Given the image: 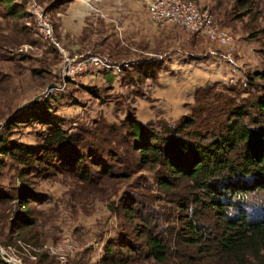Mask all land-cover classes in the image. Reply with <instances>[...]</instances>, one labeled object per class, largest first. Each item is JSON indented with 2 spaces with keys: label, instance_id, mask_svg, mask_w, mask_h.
<instances>
[{
  "label": "trees",
  "instance_id": "trees-1",
  "mask_svg": "<svg viewBox=\"0 0 264 264\" xmlns=\"http://www.w3.org/2000/svg\"><path fill=\"white\" fill-rule=\"evenodd\" d=\"M16 6L8 12L29 15ZM141 65L138 71L147 77L150 64ZM244 76L239 91L216 83L196 87L195 106L174 122L140 121L126 111L119 123L106 122L103 133L97 125L67 131L51 117L46 99L34 100L6 122L44 124L41 142L34 147L0 136V154L19 165L18 177L47 176L59 165L86 192L108 185L115 193V184L124 181L119 206L108 207L120 211L130 227L104 241L100 264H264V199L262 206L246 198L251 191L264 197V83L256 82L264 80V68ZM137 171L150 172L155 186L143 173L134 176ZM10 189L0 190V235L5 227L12 243L20 239L33 246L40 239L30 203L38 195L25 181ZM246 207L257 210L248 213ZM32 254L34 264H46V252ZM0 264L11 263L0 258Z\"/></svg>",
  "mask_w": 264,
  "mask_h": 264
},
{
  "label": "rangeland",
  "instance_id": "rangeland-1",
  "mask_svg": "<svg viewBox=\"0 0 264 264\" xmlns=\"http://www.w3.org/2000/svg\"><path fill=\"white\" fill-rule=\"evenodd\" d=\"M39 1L35 0V3L50 22L54 38L62 47L68 48L71 57L97 54L106 66H95L68 79L62 89L46 92L45 88L59 79L60 53L57 47L37 31L31 15L7 16L3 13L5 7H0V136L16 142L34 147L41 142L44 124L26 120L8 126L6 122L12 114L34 100L46 99L51 117L56 116L58 124L67 131L80 132L97 125L102 126L100 132L103 133L106 122L119 123L126 111L140 121L174 122L195 106L192 95L196 87L216 83L217 86L226 84L239 91L246 85V72L264 68V0H252L246 4L235 0H193L199 7L208 10L215 22L228 27L234 39L231 51L176 24L162 27L152 24L155 31L151 35L152 31L147 34L143 26V33L138 41H134L128 35L123 37V26L120 28L122 19H119L121 16L128 17L131 10L127 7L119 16L113 12L114 8L108 7L102 16L106 42L101 44L98 39L89 42V38L82 35L83 42L94 46L88 45L78 54L71 53V48L73 52L75 49L70 41H60L54 15L48 11L49 5ZM142 7L144 22L149 16ZM15 9L21 12L24 7L20 5ZM151 38L155 39L152 45ZM168 59L171 60L167 62ZM142 63L150 64L147 77L138 71L143 70ZM256 82L261 84L264 80L257 79ZM88 87L95 89L98 95L94 97ZM162 87L164 96L174 97L172 101L152 96V89L161 92ZM170 88L172 93L168 94ZM118 151L122 155L121 146ZM18 167L7 155L0 154V190L10 191L12 185L25 181L38 195L39 199L31 202L30 208L40 241L32 243L33 246L30 244L32 248L24 249V244L28 243L20 239L12 243L13 238L7 236L4 227L0 235V252L3 251L1 255L5 258L20 264H34L32 250L44 251L46 264H55V258L48 253L46 244L63 235H70L82 244V248L63 264H100L104 241L130 227L120 211L108 207L110 203L119 206L121 200H117V191L126 188L124 181L115 184L118 188H115V193H111L108 185L86 192L80 189V183L74 176L59 165L47 176L26 173L18 177ZM139 173L148 176L147 181L155 186L150 172L137 171L133 175ZM255 193L251 191L246 198L263 206V195ZM155 202L161 206L167 204L162 200ZM3 207L4 204H1L0 211ZM246 208L248 213L257 210ZM227 210L231 212L232 208ZM210 220L213 218L210 217ZM97 247H101L99 252ZM51 258L52 263H49ZM209 264L220 262L211 261Z\"/></svg>",
  "mask_w": 264,
  "mask_h": 264
},
{
  "label": "built area",
  "instance_id": "built-area-1",
  "mask_svg": "<svg viewBox=\"0 0 264 264\" xmlns=\"http://www.w3.org/2000/svg\"><path fill=\"white\" fill-rule=\"evenodd\" d=\"M26 11L32 16L37 31L48 38L57 47L60 53L59 76L55 83L45 88L46 92L62 89L67 80L79 76L95 66H106V63L97 54L77 55L71 57L69 53L54 38L53 29L46 15L40 10L35 0H24ZM145 7L149 20L155 27L176 24L181 28L200 34L209 41L226 46L231 51L234 39L227 26L213 20L211 13L199 7L193 0H136ZM24 249L32 248L24 244ZM48 253L61 264L78 253L82 244L70 235H63L59 239L46 244ZM101 247H97L99 252ZM2 252H0L1 255ZM19 263V261H12Z\"/></svg>",
  "mask_w": 264,
  "mask_h": 264
},
{
  "label": "crops",
  "instance_id": "crops-1",
  "mask_svg": "<svg viewBox=\"0 0 264 264\" xmlns=\"http://www.w3.org/2000/svg\"><path fill=\"white\" fill-rule=\"evenodd\" d=\"M40 1L43 5H49L48 11L54 15L53 19L56 22L57 36L61 42L68 43V41H70V45L73 46L75 49L73 52V48H71V53L78 54V52H83L82 48L86 46L88 47V45L91 47L94 46L91 45V43L89 44V42H91V39H98L101 44L103 43V41L106 42V35H104L106 34V32L104 31L105 21L102 16L106 12V8L108 7L114 8L113 12H116L119 16L121 15V12L127 9V7L129 10H131L128 11V17H119V19H122L120 28L123 26V37L128 35L130 39L138 41L140 35L143 33V26H145V29L148 31L147 34L152 31L149 35H151L155 31V27L152 26L151 22L149 23L148 18L143 22V17L141 13L143 8L142 3L136 0ZM14 4L19 6L22 5L24 7V10H26L24 0H0V7H5V11L3 13L7 16H15L14 14L9 13L7 9L8 7ZM82 35L83 38H85L86 36L89 38L88 44L82 41ZM154 41L155 39L151 38L150 44L152 45ZM64 48L68 53L70 52L69 50H67L68 48ZM170 60L171 59H168L167 62H169ZM163 90V87L160 89L161 92H156L155 89H152L151 94L156 99L162 98L167 101H172L174 97L172 95H170V98L168 96H164ZM169 92L172 93L171 88L168 90V94Z\"/></svg>",
  "mask_w": 264,
  "mask_h": 264
},
{
  "label": "water",
  "instance_id": "water-1",
  "mask_svg": "<svg viewBox=\"0 0 264 264\" xmlns=\"http://www.w3.org/2000/svg\"><path fill=\"white\" fill-rule=\"evenodd\" d=\"M0 258H1L2 260H4V261L8 262V263H11V264H20V263H14V262H12L11 260L5 258V257L2 256V255H0Z\"/></svg>",
  "mask_w": 264,
  "mask_h": 264
}]
</instances>
